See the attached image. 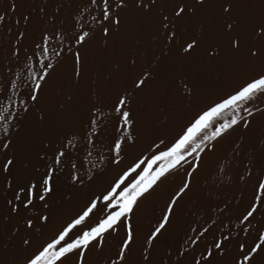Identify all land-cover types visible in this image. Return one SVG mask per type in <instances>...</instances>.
Here are the masks:
<instances>
[{
	"label": "snow or ice",
	"instance_id": "snow-or-ice-1",
	"mask_svg": "<svg viewBox=\"0 0 264 264\" xmlns=\"http://www.w3.org/2000/svg\"><path fill=\"white\" fill-rule=\"evenodd\" d=\"M5 43L0 264H264V0H6Z\"/></svg>",
	"mask_w": 264,
	"mask_h": 264
},
{
	"label": "bare ground",
	"instance_id": "bare-ground-1",
	"mask_svg": "<svg viewBox=\"0 0 264 264\" xmlns=\"http://www.w3.org/2000/svg\"><path fill=\"white\" fill-rule=\"evenodd\" d=\"M5 3H6V0H5ZM18 4H19V11L23 12L25 11L26 8L29 9L32 7L33 0H31L30 2H27V0H18ZM4 50H6L5 47H0V59L1 58L3 59L7 55V52ZM61 76H62V72L58 70L57 80H59ZM235 83H239V78H233L232 80L228 81L227 83L223 85L213 87L208 96L201 95L198 101L194 100L191 109L186 108L183 105H179L175 109L174 115L172 116L169 126L165 129L153 130L152 133L150 134L142 135L138 145L135 148L129 149V152H128L129 157L139 152L140 149L147 144L148 140L154 139L155 136L160 135V136H166L168 138H171V136L174 135V133L179 130V127L181 126V124H183L188 119V117L191 115V112L194 111L195 108L199 106V103L205 102L206 99L212 98L219 91L226 90L231 84H235ZM257 123L258 124L260 123L259 118H258ZM225 148H227V144L221 147L217 155L222 154V151ZM214 162H215V157L214 156L210 157L207 161L208 166L211 167L214 164ZM164 194H166V190L164 193H162L161 195H158L157 197H154L152 200H149L142 206V209L139 212V216L143 220L145 226H147L150 221H154L155 217L159 215V209L163 204ZM55 223L56 222H54V224Z\"/></svg>",
	"mask_w": 264,
	"mask_h": 264
},
{
	"label": "rangeland",
	"instance_id": "rangeland-1",
	"mask_svg": "<svg viewBox=\"0 0 264 264\" xmlns=\"http://www.w3.org/2000/svg\"><path fill=\"white\" fill-rule=\"evenodd\" d=\"M31 0H27V2H30ZM4 3H5V0H2V2H1V4H0V7L1 8H3V6H4ZM3 4V5H2ZM25 10H27V8L25 9ZM22 12V11H21ZM3 47H7V45H6V43L3 45ZM4 51H6V50H4ZM2 59V58H1Z\"/></svg>",
	"mask_w": 264,
	"mask_h": 264
}]
</instances>
